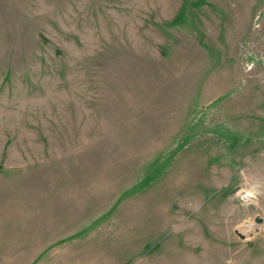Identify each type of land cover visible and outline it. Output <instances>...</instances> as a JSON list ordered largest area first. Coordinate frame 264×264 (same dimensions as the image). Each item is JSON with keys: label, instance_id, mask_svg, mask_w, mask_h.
I'll list each match as a JSON object with an SVG mask.
<instances>
[{"label": "rangeland", "instance_id": "obj_1", "mask_svg": "<svg viewBox=\"0 0 264 264\" xmlns=\"http://www.w3.org/2000/svg\"><path fill=\"white\" fill-rule=\"evenodd\" d=\"M0 264H264V0H0Z\"/></svg>", "mask_w": 264, "mask_h": 264}, {"label": "water", "instance_id": "obj_2", "mask_svg": "<svg viewBox=\"0 0 264 264\" xmlns=\"http://www.w3.org/2000/svg\"><path fill=\"white\" fill-rule=\"evenodd\" d=\"M256 220H259V218H257Z\"/></svg>", "mask_w": 264, "mask_h": 264}]
</instances>
